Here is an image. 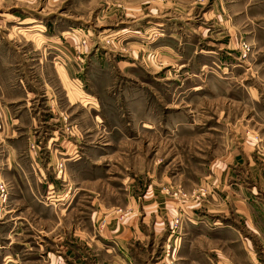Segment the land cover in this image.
Wrapping results in <instances>:
<instances>
[{
	"label": "rangeland",
	"instance_id": "374dc122",
	"mask_svg": "<svg viewBox=\"0 0 264 264\" xmlns=\"http://www.w3.org/2000/svg\"><path fill=\"white\" fill-rule=\"evenodd\" d=\"M249 2L0 0V264H71L62 243L94 249L132 212L159 221L116 264L127 249L138 264H264L221 191L229 167L264 166ZM192 212L213 216V237L189 230Z\"/></svg>",
	"mask_w": 264,
	"mask_h": 264
},
{
	"label": "crops",
	"instance_id": "0c3cea01",
	"mask_svg": "<svg viewBox=\"0 0 264 264\" xmlns=\"http://www.w3.org/2000/svg\"><path fill=\"white\" fill-rule=\"evenodd\" d=\"M262 1L264 3V0ZM256 5L257 3L252 0V2L248 3L247 7L237 13V16L239 18L241 14L246 15L247 25L252 23L253 29L260 28L264 30V14L260 16L256 13ZM262 172H264V166L258 164H249L247 167H244L242 164L234 165V169L230 167L228 168L226 175L224 176L225 181L222 183L223 188L221 191L225 194L224 200H226L224 204L226 206L224 207L226 209L233 207L236 215L238 213L239 217L243 220L245 229L258 239L254 242L252 241V237H247V243L244 241V246L247 248H264V195L260 180V173ZM246 173L249 175L251 174L250 177L253 178L252 183L245 182L243 175H246ZM255 174L257 175L255 176ZM230 179L231 181H229ZM210 193L213 198L217 197L213 195L212 192ZM227 201H229V203H227ZM180 207L183 208L182 206ZM227 214L224 216L226 219H228ZM5 215L6 213L2 216L0 215V220L3 219ZM130 217L131 218L125 220V222H119L118 220L110 221L107 227L99 230L98 236L94 235L91 237V242L95 247L94 249L76 248L72 245L68 246V244L62 243V253L65 256L66 261H71V264H116L118 258H120L118 255L120 248H130L127 244H131L133 240H143L144 237H148L146 236L145 231L149 224L146 222L152 221L155 225L158 224L157 222L159 221L158 215L156 218H153L152 215L146 214L140 218V216L136 215V212H132ZM212 217L211 214H204L203 217L200 218L196 212H192L189 213V216L183 218V222L185 223L187 221L186 225L187 227L189 226L190 231L200 223L204 228V235L202 236L204 238H211L213 237ZM135 218L138 219L135 220ZM179 220L182 222V219ZM240 233H242V231ZM15 234L19 233L14 231L13 235L15 236ZM46 235L47 232L45 236ZM59 238L63 239L64 236L60 235ZM250 242L253 243L250 244ZM86 244L89 246L90 242H87ZM43 246L44 245H41V247ZM0 248H4V246H0ZM193 248H196V246H193ZM121 252L124 253V251ZM124 254L125 264H138L136 258L128 251V249L127 253Z\"/></svg>",
	"mask_w": 264,
	"mask_h": 264
},
{
	"label": "built area",
	"instance_id": "2783aa9c",
	"mask_svg": "<svg viewBox=\"0 0 264 264\" xmlns=\"http://www.w3.org/2000/svg\"><path fill=\"white\" fill-rule=\"evenodd\" d=\"M251 46H249L247 43L242 44V51L244 56H246L247 52L250 50ZM171 194L174 196L182 197L180 192L178 190H172ZM8 195V188L0 182V201H4L5 198ZM176 224H179V219L176 221Z\"/></svg>",
	"mask_w": 264,
	"mask_h": 264
}]
</instances>
